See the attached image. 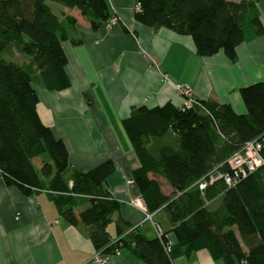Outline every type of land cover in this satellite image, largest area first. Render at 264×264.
Here are the masks:
<instances>
[{"label":"trees","instance_id":"obj_1","mask_svg":"<svg viewBox=\"0 0 264 264\" xmlns=\"http://www.w3.org/2000/svg\"><path fill=\"white\" fill-rule=\"evenodd\" d=\"M50 3L77 10L93 30L112 17L106 0H0V178L22 193H47L60 218L86 227L104 256L126 250L144 264H175L206 250L225 264H264V164L230 186L208 179L214 171L230 172L228 160L247 142L263 143L264 160V82L239 89L243 114L213 99H194L188 108L166 103L131 110L121 125L140 163L132 180L146 212H161L168 226L158 224L162 235L148 239L137 227L117 223L113 239L108 226L121 204L104 187L112 161L85 172L72 169L65 143L37 112L33 83L48 91L69 88L62 44L80 43L70 37L75 18L55 15ZM137 3L139 24L191 37L200 57L222 52L235 62L247 15L253 32H262L256 0ZM14 52L26 63L4 58ZM203 181L208 184L200 190Z\"/></svg>","mask_w":264,"mask_h":264},{"label":"crops","instance_id":"obj_2","mask_svg":"<svg viewBox=\"0 0 264 264\" xmlns=\"http://www.w3.org/2000/svg\"><path fill=\"white\" fill-rule=\"evenodd\" d=\"M106 1L117 24L109 26L108 20L96 30L77 10L49 4L55 15L75 18L70 37L80 43L62 44L69 88L48 91L39 84L40 88L34 87L39 98L37 112L43 124L65 143L72 169L85 172L112 161L114 172L104 187L121 204L108 226L112 238L120 223L125 229L137 227L152 239L156 237L154 221H144L145 212L132 204L140 197L132 180L140 163L121 121L141 105L182 106L184 97L174 84L188 87L194 99H213L230 104L238 114L245 113L239 89L264 82V0L255 3L262 32H253L247 15L244 41L237 47L233 63L222 52L200 57L189 36L139 24L134 18L137 0ZM159 182L163 193L169 194L166 182ZM153 215L162 216L159 222L167 228L161 212ZM97 253L86 227L63 221L47 193H22L0 178V264H97L93 261ZM108 264L144 263L122 250ZM175 264L225 263L200 250Z\"/></svg>","mask_w":264,"mask_h":264},{"label":"built area","instance_id":"obj_3","mask_svg":"<svg viewBox=\"0 0 264 264\" xmlns=\"http://www.w3.org/2000/svg\"><path fill=\"white\" fill-rule=\"evenodd\" d=\"M135 8H139V4L136 3ZM117 24V18L111 17L108 21L109 26H114ZM165 80V78H164ZM175 89L181 96L184 97V103L180 107H190L193 103L194 99L191 96V90L181 84H175ZM263 148V143L259 141H251L247 142L241 151L237 152L228 160V165L230 167V172L228 173H219V172H212L208 175L209 184L213 183L216 180L222 179L228 186L232 185L236 182L237 179L245 177L248 173L255 171L258 167L264 164V160L261 157V150ZM132 183V181H131ZM207 182H199V189L203 190L207 186ZM132 204L138 208H140L143 212H145V221H152L151 215L146 212V208L144 203L139 197ZM156 237H160L163 233L162 228L158 225L153 223ZM120 251H116L114 254L111 255H101L97 253L93 257V261L97 264H108L109 260L113 256H119Z\"/></svg>","mask_w":264,"mask_h":264},{"label":"rangeland","instance_id":"obj_4","mask_svg":"<svg viewBox=\"0 0 264 264\" xmlns=\"http://www.w3.org/2000/svg\"><path fill=\"white\" fill-rule=\"evenodd\" d=\"M9 56H10L9 59L6 57V55H4V58H6L7 60H12V61L14 60V62L16 61L19 64H25L26 63V58L24 56L20 55L19 53H15L14 52L13 55H9ZM33 87L40 88L38 83H36V81L33 83ZM216 203H218V201ZM213 206H215V205H213ZM150 215H151L152 221H154L153 223H155V224H160L161 223V222H159L160 221L159 219H162V216H157V217L154 218L155 215H153V214H150ZM161 226H163V223H161Z\"/></svg>","mask_w":264,"mask_h":264}]
</instances>
